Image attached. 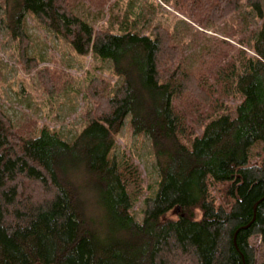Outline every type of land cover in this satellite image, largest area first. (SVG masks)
<instances>
[{"label": "trees", "instance_id": "1", "mask_svg": "<svg viewBox=\"0 0 264 264\" xmlns=\"http://www.w3.org/2000/svg\"><path fill=\"white\" fill-rule=\"evenodd\" d=\"M3 1L23 60H36L31 14L95 66L86 123L71 138L28 117L16 123L0 106V264H255L251 238L264 246V152H254L264 145V0H247L256 25L246 37L235 25L239 47L220 40L223 61L205 57L197 71L172 64L181 48L133 0L125 9L121 0ZM179 1L208 25L242 0ZM106 63L114 85L96 74ZM41 79L61 88L46 68ZM128 115L151 141L155 186L115 152Z\"/></svg>", "mask_w": 264, "mask_h": 264}, {"label": "rangeland", "instance_id": "2", "mask_svg": "<svg viewBox=\"0 0 264 264\" xmlns=\"http://www.w3.org/2000/svg\"><path fill=\"white\" fill-rule=\"evenodd\" d=\"M129 2L131 0H121L119 4L125 9ZM133 2L137 8L140 6L144 8L149 24L163 25L169 32L172 43L181 48L180 57L173 60L172 64L186 66L193 71L201 69L207 59V64L214 66L218 57L221 58L219 62L223 61V51L218 45L220 40L228 42L227 45L239 47L238 42L232 37L236 24L242 27L238 36L246 31L242 34L243 37L248 36L256 25L255 20L249 19L251 13L247 11V0H242L233 13L223 19H213L208 25L198 21L195 13H198L199 9L194 12L185 7L183 1L133 0ZM149 10L151 13L148 14ZM3 15L4 1L0 0V106L16 123L28 117L49 129L60 128L66 137L71 138L86 123L83 113L90 106L91 100L86 96V87L88 75L94 71L95 66L91 53L86 55L78 53L70 43L57 37L51 29L28 14L26 29L31 42L27 54L36 60L25 61L20 56L18 40L10 34ZM107 19L108 14L99 18L95 28L105 25ZM139 22L141 25L142 21ZM145 28L150 29L148 26L142 27V31L148 32ZM116 32H119L117 26ZM43 68L60 78L61 83L57 82V85L61 88L50 91L43 85L41 79ZM96 74L104 75L110 85L117 83L118 78L108 63L97 69ZM115 141V152L132 157L143 174L145 186L147 188L155 186L159 173L154 149L148 136L133 131L130 115L126 117L123 127L115 135ZM254 152L263 153L264 145L257 143ZM29 181L35 189L33 181L31 179ZM137 207L139 209L142 207V201ZM137 213L141 217V212ZM170 214L175 216L176 212L171 211ZM250 242L256 248L255 264H262L264 246L261 239L251 238Z\"/></svg>", "mask_w": 264, "mask_h": 264}, {"label": "water", "instance_id": "3", "mask_svg": "<svg viewBox=\"0 0 264 264\" xmlns=\"http://www.w3.org/2000/svg\"><path fill=\"white\" fill-rule=\"evenodd\" d=\"M255 208H256V206H255Z\"/></svg>", "mask_w": 264, "mask_h": 264}]
</instances>
